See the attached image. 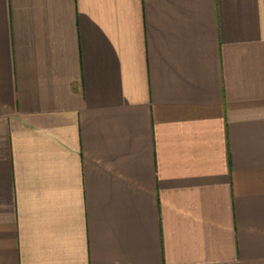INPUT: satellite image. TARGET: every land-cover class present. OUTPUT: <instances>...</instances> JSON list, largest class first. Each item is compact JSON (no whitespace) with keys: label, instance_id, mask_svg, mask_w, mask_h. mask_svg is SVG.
Wrapping results in <instances>:
<instances>
[{"label":"crops","instance_id":"obj_1","mask_svg":"<svg viewBox=\"0 0 264 264\" xmlns=\"http://www.w3.org/2000/svg\"><path fill=\"white\" fill-rule=\"evenodd\" d=\"M0 264H264V0H0Z\"/></svg>","mask_w":264,"mask_h":264}]
</instances>
